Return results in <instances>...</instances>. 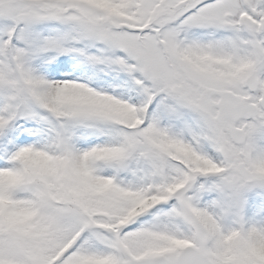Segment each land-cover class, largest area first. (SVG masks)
Instances as JSON below:
<instances>
[{"label":"snow or ice","instance_id":"6c2138e0","mask_svg":"<svg viewBox=\"0 0 264 264\" xmlns=\"http://www.w3.org/2000/svg\"><path fill=\"white\" fill-rule=\"evenodd\" d=\"M0 264H264V0H0Z\"/></svg>","mask_w":264,"mask_h":264}]
</instances>
